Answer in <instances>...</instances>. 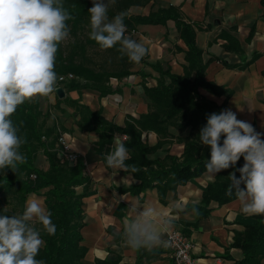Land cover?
Listing matches in <instances>:
<instances>
[{
  "label": "trees",
  "instance_id": "obj_1",
  "mask_svg": "<svg viewBox=\"0 0 264 264\" xmlns=\"http://www.w3.org/2000/svg\"><path fill=\"white\" fill-rule=\"evenodd\" d=\"M150 1L152 0H115V3L109 6L108 16L111 19L117 14H123L125 35L135 40L137 38L133 30L138 24H165L169 19L174 20L179 37L187 47L184 56L187 64L184 65L183 73H173L160 62L151 63L159 77L155 85L146 83L143 85L144 92L149 98V109L137 118L128 116L124 126H118L105 119L100 109L92 111L77 101L65 99L74 107V113L79 115L76 121L78 126L97 132L98 140L94 143V149L98 152L112 143L115 132L127 135L123 142L129 149L131 158L125 163L135 165L139 170L135 173L128 171L137 182L121 190L134 193L152 185H158L164 190L175 188L178 184H184L190 178L206 171L205 162L210 159L211 150L209 146L201 144L199 133L207 123V116L223 111L225 102L231 94L225 87L206 80L205 69L212 58L203 60L202 49L196 44L194 25L183 19L177 6L158 7L145 15L128 13L131 6H145ZM260 3L264 14V0H260ZM64 5L75 18L67 22L70 40L66 46L63 43L59 46L54 70L58 75L72 73L74 78L58 84H64L69 89L91 88L99 91L101 96L112 92L110 78L129 75L136 63L121 55L118 51L119 45L101 50L89 38L88 9L93 6V0H64ZM221 36L227 40L224 44L226 50L241 56V61L237 64H230L221 59L226 66L243 68L259 55L253 52L250 57H245L236 39L225 32H222ZM96 53L99 59L95 58ZM143 62L145 57L140 63ZM141 75L144 73L141 72ZM199 88L214 95H225V99L218 104L213 99L202 96ZM48 116L49 113L43 112L39 100L35 99L32 103L25 102L18 106L11 117L20 126V134L26 138V143L20 149L26 156V163L19 165L15 172L10 168L0 171V214L9 216L16 214L15 204L21 206V214L28 194L42 195L45 208L51 213V219L56 225V232L49 235L43 228L40 229L44 246L36 258L42 260L44 264H80L86 252L80 231L84 224L82 204L87 191L85 188L78 191L77 188L86 183L83 173L85 165L81 157L71 164L61 157L56 147L57 126L47 125ZM171 127L183 134L176 135L170 130ZM149 131L155 132L158 136L154 145H148L143 140L144 132ZM171 137H175L176 141L183 144L179 156L163 148L170 142ZM223 139L222 136L221 144ZM161 148L166 152L163 157H150ZM40 151L48 161L47 169L39 168L35 164ZM243 164L244 160L241 157L233 167L217 173L214 179L207 183L200 202L196 204L198 208V214H195L196 222L210 213L211 202L224 204L237 198L235 190L231 196L226 195V190L231 183L229 174L235 172L239 178L238 169ZM32 174L34 177L30 176ZM240 187L244 188V185L241 184ZM5 202L13 203V207L4 206ZM192 206L193 204L188 208L192 209ZM232 245L240 247L243 251L242 260L236 264H259L261 257L264 256V215H255L252 223L246 224L243 230L236 231ZM143 254H138L134 264H142ZM119 260L118 255L112 254L98 259L96 264H118Z\"/></svg>",
  "mask_w": 264,
  "mask_h": 264
},
{
  "label": "crops",
  "instance_id": "obj_2",
  "mask_svg": "<svg viewBox=\"0 0 264 264\" xmlns=\"http://www.w3.org/2000/svg\"><path fill=\"white\" fill-rule=\"evenodd\" d=\"M148 4L150 6L145 12L136 14L145 15L158 7L175 5L183 19L194 25L196 44L202 49L203 60L212 58L205 69L206 80L231 91L223 110L230 109L238 119L251 123L257 132L262 133L261 139H264V14L260 0H152ZM222 32L238 41L245 57L256 52L259 53L257 58L243 68L226 66L221 59L237 64L241 56L226 50L224 44L227 40L221 36ZM133 33L138 42L145 44L148 54L145 62L131 68L129 75L109 81L112 92L101 96L99 91L91 88L69 89L60 84L64 90L63 97L53 93L38 98L41 110L49 113L47 125H59L70 148L78 153L85 165L83 173L86 183L77 188L78 191L84 188L87 191L83 198L84 224L80 231L86 252L80 264H96L98 259L112 254L120 257L118 264H134L139 253H144L142 264H173L166 244V232L170 228L180 229L191 239L190 253L196 264H236L242 260L243 251L232 245L234 233L252 223L255 215L244 214L237 198L224 204L211 202L210 213L197 222L188 208L194 202H200L205 186L215 176L205 171L184 184L166 190L158 185L138 193L121 190L137 180L131 172L115 171L106 166L104 156L113 149L114 141L101 152L94 149V143L98 140L97 132L80 128L76 122L79 115L65 100L77 101L92 111L100 109L105 119L118 126H124L128 116L137 118L146 113L149 98L143 85H155L159 77L151 63L160 62L164 67H169L171 72L182 74L187 64L184 58L187 47L179 37L172 19L165 24H138ZM199 92L218 104L225 99V95H214L203 88H199ZM237 106L243 111H239ZM170 130L176 135L183 134L173 127ZM117 133L124 141V133L117 131L114 134ZM143 140L148 145H154L158 136L152 131L144 132ZM163 148L179 156L183 144L171 137ZM163 148L150 157H163L166 153ZM35 164L47 169L48 161L42 151L37 154ZM29 198H38L44 205L40 194L30 193L26 201ZM145 205H151L157 215L163 216L169 223L163 229L162 245L151 250H137L126 244L124 228L134 210L142 211ZM176 205H181L184 210L180 211ZM259 264H264V256Z\"/></svg>",
  "mask_w": 264,
  "mask_h": 264
},
{
  "label": "clouds",
  "instance_id": "obj_3",
  "mask_svg": "<svg viewBox=\"0 0 264 264\" xmlns=\"http://www.w3.org/2000/svg\"><path fill=\"white\" fill-rule=\"evenodd\" d=\"M114 3L115 0H93V6L88 9L89 38L101 50L119 45L122 56L139 64L148 49L144 43L125 35L123 14L109 18V6ZM74 18L64 0H0V171L10 168L15 172L26 163V156L20 151L26 138L11 117L25 102L32 103L56 93L60 78L54 70L55 59L59 46L70 35L67 22ZM261 136L251 123L238 119L230 109L208 115L199 133L201 144L211 150L210 159L205 162L207 173L215 176L243 157L239 178L235 172L229 174L231 183L226 195L231 196L235 190L241 211L246 215H264ZM113 141V149L104 156L106 166L115 171L137 172L135 165L125 163L131 157L121 135L114 134ZM176 207L184 210L181 205ZM191 211L198 214L195 202ZM168 223L151 205L143 206L139 212L135 209L124 228L125 242L133 249L151 250L164 243L162 233ZM37 225L49 235L56 232L51 213L38 198H29L21 214H0V264H44L36 258L44 246Z\"/></svg>",
  "mask_w": 264,
  "mask_h": 264
},
{
  "label": "built area",
  "instance_id": "obj_4",
  "mask_svg": "<svg viewBox=\"0 0 264 264\" xmlns=\"http://www.w3.org/2000/svg\"><path fill=\"white\" fill-rule=\"evenodd\" d=\"M58 82L66 81L74 78L72 73L58 75ZM116 80V77H111L110 81ZM57 86H60L59 84ZM57 139L56 147H58V153L69 164L74 163L79 157L78 153L70 148L68 141L66 140L65 133L61 131L57 124ZM123 138L126 139L127 135L123 134ZM34 177V175H30ZM166 244L170 250V254L173 260V264H196L195 259L191 256L190 250L192 248V242L180 229L170 228L166 232Z\"/></svg>",
  "mask_w": 264,
  "mask_h": 264
},
{
  "label": "rangeland",
  "instance_id": "obj_5",
  "mask_svg": "<svg viewBox=\"0 0 264 264\" xmlns=\"http://www.w3.org/2000/svg\"><path fill=\"white\" fill-rule=\"evenodd\" d=\"M106 2V1H105ZM153 3H154V1H153ZM153 5V4H152ZM151 5V6H152ZM149 6H150V4H147V5H145V6H132V7H130L129 8V10H128V13L129 14H136V13H143V12H145L148 8H149ZM136 37V36H135ZM70 40V36L68 37V39L67 40H65L64 42H63V45L64 46H66V44H67V42ZM95 58L96 59H99L100 57H99V55L96 53L95 55ZM3 205L4 206H6V207H13V203H10V202H8V203H3ZM15 207H16V209H15V211H16V214H20V210H21V206L19 205V204H15ZM24 210V209H23ZM23 212V211H22ZM37 227L39 228V229H41L42 228V226L41 225H37Z\"/></svg>",
  "mask_w": 264,
  "mask_h": 264
},
{
  "label": "water",
  "instance_id": "obj_6",
  "mask_svg": "<svg viewBox=\"0 0 264 264\" xmlns=\"http://www.w3.org/2000/svg\"><path fill=\"white\" fill-rule=\"evenodd\" d=\"M57 91H56V94L59 96V97H63L64 96V90L61 86H57Z\"/></svg>",
  "mask_w": 264,
  "mask_h": 264
}]
</instances>
